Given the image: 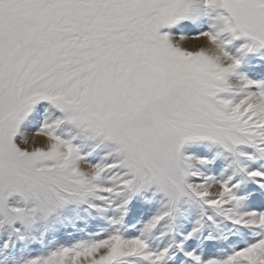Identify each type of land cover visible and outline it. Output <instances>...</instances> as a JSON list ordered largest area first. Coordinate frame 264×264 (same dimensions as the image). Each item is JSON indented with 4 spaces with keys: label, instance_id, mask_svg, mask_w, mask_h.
<instances>
[{
    "label": "snow or ice",
    "instance_id": "snow-or-ice-1",
    "mask_svg": "<svg viewBox=\"0 0 264 264\" xmlns=\"http://www.w3.org/2000/svg\"><path fill=\"white\" fill-rule=\"evenodd\" d=\"M0 264H264V0H0Z\"/></svg>",
    "mask_w": 264,
    "mask_h": 264
},
{
    "label": "clouds",
    "instance_id": "clouds-1",
    "mask_svg": "<svg viewBox=\"0 0 264 264\" xmlns=\"http://www.w3.org/2000/svg\"><path fill=\"white\" fill-rule=\"evenodd\" d=\"M209 49L211 50V46H209Z\"/></svg>",
    "mask_w": 264,
    "mask_h": 264
}]
</instances>
